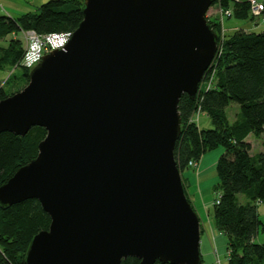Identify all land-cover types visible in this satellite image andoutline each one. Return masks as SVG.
Segmentation results:
<instances>
[{
    "label": "water",
    "instance_id": "1",
    "mask_svg": "<svg viewBox=\"0 0 264 264\" xmlns=\"http://www.w3.org/2000/svg\"><path fill=\"white\" fill-rule=\"evenodd\" d=\"M68 45L0 101V134L47 135L0 187L50 216L26 264H204L200 217L175 160L179 101L195 100L217 50L216 0H82Z\"/></svg>",
    "mask_w": 264,
    "mask_h": 264
},
{
    "label": "trees",
    "instance_id": "2",
    "mask_svg": "<svg viewBox=\"0 0 264 264\" xmlns=\"http://www.w3.org/2000/svg\"><path fill=\"white\" fill-rule=\"evenodd\" d=\"M215 5L224 12L230 10L231 17L238 20H253L249 0H216ZM83 8L82 0H49L19 18L0 16V70L20 69L28 84L31 70L19 65L24 42L18 35L28 30L38 34L74 33L84 19ZM207 20L217 35L219 50L196 99L183 94L179 101L182 126L175 160L184 172L208 151L219 146L224 149L217 162L216 188L220 195L214 220L216 228L228 238V264H264V243L257 242L264 231L259 213V206L264 207V153L253 155L249 142L253 136L264 147V31L237 30L223 37L222 23L210 17ZM258 20L264 22V13ZM211 82L214 84L207 87ZM19 91L8 95L0 82V101ZM234 103L240 106L241 116L231 123L227 108ZM198 112L210 118L212 128L201 129L192 121ZM46 135L42 127H33L24 137L0 134V187L37 157ZM50 224V216L37 199L11 207L0 204V264H26L33 238L48 230ZM140 263L134 257L122 262Z\"/></svg>",
    "mask_w": 264,
    "mask_h": 264
},
{
    "label": "rangeland",
    "instance_id": "3",
    "mask_svg": "<svg viewBox=\"0 0 264 264\" xmlns=\"http://www.w3.org/2000/svg\"><path fill=\"white\" fill-rule=\"evenodd\" d=\"M48 1L49 0H44L40 4H38L36 6V9H34V12L37 11L42 4ZM215 3L211 6L210 10L206 14V17H210V19H217L219 20L218 22L222 23L221 25H223V37L230 36L237 30H246L248 32L255 33H260L264 31V22L258 20V18L255 16L253 17L252 14L251 16L253 20H238L231 16L227 17L226 14L221 11L218 6L215 5ZM18 36L23 39L22 33H20ZM2 45L5 46L6 44ZM213 62L211 63L208 70L211 69ZM0 82L4 86L5 92L8 95L12 94L13 92H16L17 90L21 91L28 85L26 79L22 76V70L11 69L10 67L4 70H0ZM213 84L214 82H211L207 85V87H211ZM202 85L203 84L201 83V86ZM240 112V106L236 103L231 104L227 108V115L231 123H234L240 118ZM192 121L198 124L201 129H209L213 127V125L210 124L212 123L210 118L204 113L195 114ZM249 142L252 145L253 155L257 153H264V147L261 140H258L255 137L251 136L249 138ZM223 153L224 149L219 146L211 151H208L203 155L201 160V167L205 170L204 173L201 172L199 164L200 161L197 163V166L193 165L190 166V168L186 171H181L182 180L188 198L200 217V252L204 264H228V238H226L216 228L214 220L215 204L217 203V200L219 199L220 195L219 190L216 188V185L219 182L217 173V162ZM188 180L189 183L187 182ZM188 184L190 185L189 187ZM188 190L190 192L191 197L188 193ZM242 200H245L243 196ZM259 213L260 218L264 223V207L261 205L259 206ZM257 242L264 243V231H261V233L259 234Z\"/></svg>",
    "mask_w": 264,
    "mask_h": 264
},
{
    "label": "built area",
    "instance_id": "4",
    "mask_svg": "<svg viewBox=\"0 0 264 264\" xmlns=\"http://www.w3.org/2000/svg\"><path fill=\"white\" fill-rule=\"evenodd\" d=\"M249 2L252 6V16L260 19L264 13V3L259 0H249ZM220 10L224 12V10ZM224 13L228 17L232 15L229 11H225ZM72 35L73 33L68 31L51 34H38L34 30L22 32L24 55L19 65L29 70L34 69L42 62L45 55L54 50L64 49L70 42ZM197 163L196 161L192 162L191 166H197ZM217 203H219V199Z\"/></svg>",
    "mask_w": 264,
    "mask_h": 264
},
{
    "label": "crops",
    "instance_id": "5",
    "mask_svg": "<svg viewBox=\"0 0 264 264\" xmlns=\"http://www.w3.org/2000/svg\"><path fill=\"white\" fill-rule=\"evenodd\" d=\"M42 1L44 0H0V16H9L12 18H19L23 14L34 12V9H36V6L40 4ZM201 160L199 162L200 169H201V172L204 173L205 170L201 167L202 166ZM187 182L189 183V180ZM189 186L190 185L188 184V187ZM188 193L190 195L189 190H188Z\"/></svg>",
    "mask_w": 264,
    "mask_h": 264
}]
</instances>
